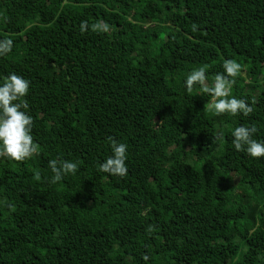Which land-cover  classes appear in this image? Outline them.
Here are the masks:
<instances>
[{
	"label": "trees",
	"instance_id": "obj_1",
	"mask_svg": "<svg viewBox=\"0 0 264 264\" xmlns=\"http://www.w3.org/2000/svg\"><path fill=\"white\" fill-rule=\"evenodd\" d=\"M0 39V84L30 81L40 146L0 157V264H264V157L232 144L241 125L264 142V0H0ZM228 59L247 117L186 92ZM113 140L123 178L98 170ZM52 159L79 171L51 183Z\"/></svg>",
	"mask_w": 264,
	"mask_h": 264
},
{
	"label": "clouds",
	"instance_id": "obj_2",
	"mask_svg": "<svg viewBox=\"0 0 264 264\" xmlns=\"http://www.w3.org/2000/svg\"><path fill=\"white\" fill-rule=\"evenodd\" d=\"M79 27L83 34L89 26L86 21H82ZM91 29L94 32L107 33L110 31V26L100 21L93 24ZM196 30L197 26L194 24L192 31ZM12 48L13 41L11 39H0V57L6 56ZM223 68L224 72L217 73L211 85L208 83L204 67L193 70L185 81L186 92L191 93L194 87L199 86L202 94L211 96L212 99L207 102V107L217 116L223 114L249 116L253 112V107L245 100L231 96L232 86L235 83L234 78L240 74L241 64L228 59L224 61ZM29 87L30 81L15 73H10L3 84H0V157L15 162H24L38 154L40 147L34 143L31 134L34 121L27 112L29 102L26 96ZM256 132L255 126L236 127L232 132V144L235 150L246 152L253 158L264 157V142L253 139ZM221 138H223V134L218 133L217 139ZM111 146L113 155L101 163L98 170L123 178L128 172L127 145L113 140ZM49 168L53 173L51 183L60 182L66 175L76 174L79 171L77 163L62 159L50 160ZM148 259L149 257L145 255L144 260Z\"/></svg>",
	"mask_w": 264,
	"mask_h": 264
}]
</instances>
